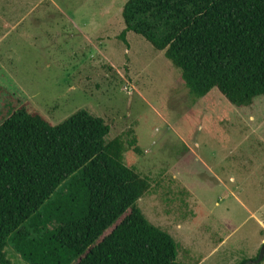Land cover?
<instances>
[{"label": "rangeland", "instance_id": "obj_1", "mask_svg": "<svg viewBox=\"0 0 264 264\" xmlns=\"http://www.w3.org/2000/svg\"><path fill=\"white\" fill-rule=\"evenodd\" d=\"M126 1L0 0V122L22 104L54 125L82 109L102 118L106 141L121 137L124 163L150 179L137 206L177 255L250 262L264 245V96L193 97L163 51L132 31L119 38Z\"/></svg>", "mask_w": 264, "mask_h": 264}, {"label": "trees", "instance_id": "obj_2", "mask_svg": "<svg viewBox=\"0 0 264 264\" xmlns=\"http://www.w3.org/2000/svg\"><path fill=\"white\" fill-rule=\"evenodd\" d=\"M121 15L119 38L132 31L163 51L193 97L264 96V0H127ZM109 132L83 109L56 125L26 104L2 118L0 264H14L8 245L25 264H178L173 237L137 206L150 179Z\"/></svg>", "mask_w": 264, "mask_h": 264}, {"label": "crops", "instance_id": "obj_3", "mask_svg": "<svg viewBox=\"0 0 264 264\" xmlns=\"http://www.w3.org/2000/svg\"><path fill=\"white\" fill-rule=\"evenodd\" d=\"M5 83L8 85V86H10V84L7 82V81H5ZM2 86V85H1ZM5 90H7L6 89V87L5 86H2ZM197 225H199V224H197V223H194V224H192V226H190L189 228L191 229V228H193V227H195V232H199L200 233V226H197ZM178 228H180V229H182L183 228V225L182 224H180V225H178L177 226ZM192 239H194V237L192 238ZM224 242V240H222V242H221V244ZM213 254H215V253H213ZM182 256H179V255H177V258H176V262L177 261H179V264H181V262H183V264H187V261L186 260H183V254H181ZM206 261V258L204 257V258H202L200 261H195L193 264H201V263H203V262H205ZM178 263V262H177Z\"/></svg>", "mask_w": 264, "mask_h": 264}, {"label": "water", "instance_id": "obj_4", "mask_svg": "<svg viewBox=\"0 0 264 264\" xmlns=\"http://www.w3.org/2000/svg\"><path fill=\"white\" fill-rule=\"evenodd\" d=\"M264 257V245L262 246L261 250H260V253H259V257L256 261L254 262H259L262 260V258ZM171 264H173V262H171Z\"/></svg>", "mask_w": 264, "mask_h": 264}]
</instances>
